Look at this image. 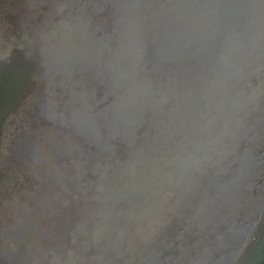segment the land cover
<instances>
[{"label": "water", "instance_id": "obj_1", "mask_svg": "<svg viewBox=\"0 0 264 264\" xmlns=\"http://www.w3.org/2000/svg\"><path fill=\"white\" fill-rule=\"evenodd\" d=\"M22 1L23 3L20 2L17 7H13V10H8L7 12L3 13V15H1L0 18L2 20V23L0 25V44L4 43L5 36H9L10 34L17 32L19 29L32 27L36 28L38 24H40V26L45 25L53 17L54 14L58 13L57 1L55 0H35L33 3H28L25 0ZM143 1L144 0H116V7L124 12L123 17L120 20L118 18L117 24L122 27L125 38H128L127 32L130 33L132 31L135 33L132 35V38L134 40L133 49L131 48L130 50L125 51L124 48L122 49V53L120 54L122 57H124L125 61L126 58H130V55H132L133 51L136 50V46L137 48H139L140 44L144 43L145 41H150L152 38L153 40H155L154 42L160 41L159 37L153 36L151 30L141 31L143 24H139V22L142 21L140 19V15L142 14ZM154 1L159 0H150V3ZM173 1L176 3L175 5H178L179 9L177 10V12L180 15L184 12H193L196 15L200 16V18H206V13L210 14V12L206 11V6L209 4L210 0H205L204 4H202L201 0ZM75 15L76 13H72L71 17L64 16L62 18L61 25H58L57 28L45 29V31L43 30V32L40 34V38L37 39L38 42H40L39 48L41 49V55L39 57L41 61H46L48 58H58L63 55L74 57L76 54H78V61L72 65H65V69H63L61 67V64L58 63L55 64L50 61L46 63L47 67L44 68V74L47 77L50 73V78L48 81L50 85L54 84L56 78L58 77V75H60V70H65L70 73H76L73 76L78 81L82 80V77L84 76V73L81 72L80 65L82 63V59H84V53L86 54L88 48L92 46H89L90 40L93 41L94 38L97 37V35L94 32L93 25H85V21L80 17L76 18ZM177 18L179 17L176 16L174 19L177 20ZM180 19L182 20V22L186 21L185 18ZM211 19L212 17L210 18V20ZM60 20L61 19H59L58 21ZM156 21H158V19ZM48 25H53V23H49ZM196 25L203 24H194V29H189L188 27H186V25H175L176 28H178L177 26H180V30L175 29L172 31L173 34L169 35L170 33H168V35L164 36V38L162 39V43L165 46H158L156 48L157 56L162 63L169 62L177 64L182 60L183 57L187 56L191 47L197 46V43H195V41H200V44L196 49L200 53L204 52L208 38L203 33L199 34V31L202 28H200L199 26L196 27ZM210 61L211 60L206 57L202 61L203 67L207 68L206 65ZM28 64L29 63L23 62V60L21 59H11L10 62H6L5 60L0 61V148L3 129L7 122V119L17 111L23 99L27 97V95L30 94L32 90L33 82L30 79L31 69ZM70 73L61 74L60 77L63 79H68L72 77V74ZM82 81L86 84V81ZM80 90H84V87L81 86L77 89V91ZM89 94L91 95V93ZM156 98L157 97H155L154 94L149 96L148 102L153 105L154 110L145 109L143 111L144 116L149 112L153 113L154 116L160 114V99ZM247 104L249 105V103ZM80 105L81 106H79L78 109L75 110V114L77 115L78 119L90 125L96 126V122L91 119L89 113L87 112V109L85 110L84 108H81L82 106L86 107V105L88 104L80 100ZM136 107L137 113L142 112L140 99L137 100ZM258 108L259 109L255 112L249 114L246 127L252 126V120L255 114L256 119L257 114L260 113L261 115L262 107L259 106ZM55 109L56 106L52 104L50 110L53 111ZM251 128L252 127H250L249 129L251 130ZM261 134V131H259L257 135L258 137L254 140V142H250L251 137H253L254 135L253 133L250 132L246 134V136H244L243 134L244 143L240 144V146L237 147L238 150L243 152L248 147L251 148V146H253L254 154H256L258 158L260 157L261 160H264V146H262L259 150L260 146L264 144V142L259 141V138H261ZM262 141H264V139ZM258 142L260 143L258 144ZM259 151H261V153ZM261 168L262 169H259L258 165L254 173H252L251 170H248L245 178L247 176L251 177H247L244 182L234 190V192L240 193V188L243 186V195L241 196L240 194V199L243 202H240L238 204V207L234 212V228L231 229L228 225H226L225 228L220 230V236H217L218 234L213 236V230L211 229L205 230L207 234H205L206 242L203 244V246H201V242L199 246H197L196 244L198 242L195 240V237L197 238L198 236L199 238L201 236L202 229H199L197 231L194 229L189 230L186 236L183 234L182 238L179 239L177 243V251H179V253L176 251V249L174 250L172 255L173 259L170 260L172 264H210V262H212L213 260H217V262L220 261L222 262V264H239L241 256L243 255V250L249 246L251 240H254V238L259 235L261 222L264 218V165ZM21 189H23V192L33 189L31 191H26V198L34 199V196H36V191H39L41 188L39 189L36 184L26 183L22 184L21 188H19L18 190V193L14 196L12 195L10 198H7L4 194L0 193V232L3 231L6 227L15 226V223L17 222L15 203L17 202V200H20V198H22V196L20 195ZM200 195L205 196V193L202 192ZM15 198L17 199L16 201ZM37 198L43 200L46 199L44 194H38ZM37 202H39V199ZM34 204L35 203H33L32 206L28 208L33 209ZM37 204V211H40L41 208L44 207V203L43 201H41ZM182 207L185 217L180 224L181 227L179 226L180 228L177 229L178 232L187 222H197L196 214L200 209V203L197 202V199L195 201L193 196H189L182 203ZM57 208L61 209L62 207L60 206ZM67 211L65 212L68 214V217L71 218V211ZM45 212L50 214V208H47L46 206ZM75 221L77 222V220L72 217L71 219H69V224L73 223V225H76ZM45 224L50 225V221L46 219ZM173 224L177 225L178 222L173 221ZM70 230V228L66 230L60 228V230H58V233H60L61 236H66ZM163 230L164 229L160 231ZM235 233L238 237L234 241V246L232 248H229L221 242L222 239L232 240ZM190 234H193V236H190ZM173 238L174 236H172L170 240L174 241ZM68 240L71 242V239ZM194 249L195 251L193 252ZM46 250L48 249L46 248ZM206 251L209 255L208 260L205 259ZM198 252H200L201 254L193 256L194 253ZM253 252L254 254L252 255V257L247 258L244 264H264V236ZM12 253L13 255L15 254L17 260H19L20 263L22 261L24 264H60L64 261L65 258L61 254H52L45 257L47 260H41L40 257H43L44 254L39 255L36 252L27 251L20 253L17 250L12 251ZM143 255L145 256V254ZM167 264L169 263L167 262Z\"/></svg>", "mask_w": 264, "mask_h": 264}]
</instances>
